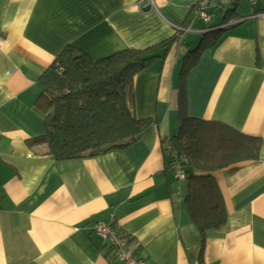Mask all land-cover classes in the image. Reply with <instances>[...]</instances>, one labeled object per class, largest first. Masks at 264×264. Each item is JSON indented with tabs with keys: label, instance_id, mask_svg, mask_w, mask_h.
Returning <instances> with one entry per match:
<instances>
[{
	"label": "crops",
	"instance_id": "crops-1",
	"mask_svg": "<svg viewBox=\"0 0 264 264\" xmlns=\"http://www.w3.org/2000/svg\"><path fill=\"white\" fill-rule=\"evenodd\" d=\"M152 1L0 0V264H122L96 235L98 220L150 264H264V13L252 15L248 0L210 7L211 24L228 9L241 17L187 75L190 115L261 140L257 159L214 171L227 219L202 238L164 148L179 124L182 55L205 24L197 0ZM177 26L188 30L134 77L135 113L151 118L136 143L69 159L28 147L43 132L38 78L65 45L97 59L155 45Z\"/></svg>",
	"mask_w": 264,
	"mask_h": 264
},
{
	"label": "trees",
	"instance_id": "trees-1",
	"mask_svg": "<svg viewBox=\"0 0 264 264\" xmlns=\"http://www.w3.org/2000/svg\"><path fill=\"white\" fill-rule=\"evenodd\" d=\"M238 1L214 6L229 8ZM248 1L254 6L252 15L264 13V3ZM240 17L228 9L218 23H205L198 18L205 24L201 28L203 34L196 46L182 55L178 74L179 124L164 148L169 169L173 170V161L183 169L187 187L183 199L202 238L227 219L214 171L233 169L239 162L257 159L261 140L221 120L190 115L187 75L201 53L214 46L222 31ZM176 30L169 38L147 48H125L97 59L73 45H65L38 78L41 89L36 105L44 113L43 132L27 139L28 147H39L41 153L55 159H69L93 157L136 143L151 118L135 113L134 77L179 41L182 32ZM122 234L129 245L130 237Z\"/></svg>",
	"mask_w": 264,
	"mask_h": 264
},
{
	"label": "built area",
	"instance_id": "built-area-1",
	"mask_svg": "<svg viewBox=\"0 0 264 264\" xmlns=\"http://www.w3.org/2000/svg\"><path fill=\"white\" fill-rule=\"evenodd\" d=\"M234 1L235 0H197L193 7L195 16L201 18L206 23L211 19V15L208 12L209 7L214 6L217 3L221 5H230ZM152 2L153 1L151 0V3ZM258 15H261V13ZM176 28L181 30V32L188 30L187 27L183 28L177 26ZM171 164L173 165L174 175L180 180L185 179V174L179 163L177 161H173ZM94 227L96 235L105 245L115 251V258L122 264H150L143 258L129 252V245L127 240L123 237V232L120 231L112 222L98 220L96 221Z\"/></svg>",
	"mask_w": 264,
	"mask_h": 264
}]
</instances>
